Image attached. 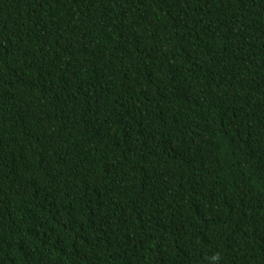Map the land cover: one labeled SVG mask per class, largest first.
<instances>
[{
  "label": "trees",
  "instance_id": "trees-1",
  "mask_svg": "<svg viewBox=\"0 0 264 264\" xmlns=\"http://www.w3.org/2000/svg\"><path fill=\"white\" fill-rule=\"evenodd\" d=\"M0 264H264V0H0Z\"/></svg>",
  "mask_w": 264,
  "mask_h": 264
}]
</instances>
